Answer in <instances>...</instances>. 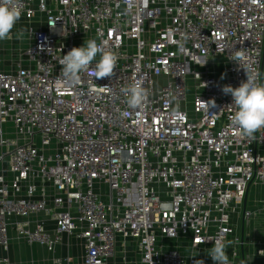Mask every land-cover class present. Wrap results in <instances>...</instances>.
Instances as JSON below:
<instances>
[{
  "label": "built area",
  "instance_id": "built-area-1",
  "mask_svg": "<svg viewBox=\"0 0 264 264\" xmlns=\"http://www.w3.org/2000/svg\"><path fill=\"white\" fill-rule=\"evenodd\" d=\"M19 3L37 29L14 69L0 67V251L14 232L48 252L76 237L81 264H215L212 240L232 241L233 214L250 217L245 197L264 186V129L239 135L221 90L246 80L242 67L264 82V0ZM88 39L117 54L114 74L72 82L60 61ZM137 81L147 96L133 108L123 89Z\"/></svg>",
  "mask_w": 264,
  "mask_h": 264
},
{
  "label": "clouds",
  "instance_id": "clouds-1",
  "mask_svg": "<svg viewBox=\"0 0 264 264\" xmlns=\"http://www.w3.org/2000/svg\"><path fill=\"white\" fill-rule=\"evenodd\" d=\"M23 14L19 0H0V41L12 39L13 29ZM23 31L15 34L16 39H22ZM99 56V60L92 66V62ZM245 52L237 51L231 60L240 67L244 61ZM117 54L106 49V41L99 43L96 39H88L83 46L73 47L60 61L61 72L64 77L72 82L80 80L81 72H89L93 78L101 79L111 77L117 64ZM246 72V80L241 81L238 87L231 85L222 86L225 95H231L235 111L230 116V125L241 136L253 137L256 132L264 129V82L258 80V74H253L251 69L242 67ZM224 78L223 75L221 77ZM127 96V103L133 108L143 105L147 90L142 82L137 81L130 87L123 89ZM202 101V100H201ZM205 105L215 106V101L205 102ZM209 250V256L215 264H229V256L226 251L232 241L225 243L224 239L217 238ZM207 242V241H206ZM195 258L196 256H190ZM193 264H205L202 259H193ZM244 264V262H242Z\"/></svg>",
  "mask_w": 264,
  "mask_h": 264
},
{
  "label": "rangeland",
  "instance_id": "rangeland-1",
  "mask_svg": "<svg viewBox=\"0 0 264 264\" xmlns=\"http://www.w3.org/2000/svg\"><path fill=\"white\" fill-rule=\"evenodd\" d=\"M37 24L27 22L25 20L19 19L15 28L13 29V38L11 41H6L2 43L3 50H5L8 56H5V51L2 50L0 53V62L4 63L6 67L10 63L12 66L16 60V57H21L20 52H23L30 46V42L28 40V32L31 28L36 27ZM23 31L24 36L22 39H16L15 34L17 32ZM3 58L5 59L3 61ZM11 68V67H10ZM194 90V85L188 81L187 83V91L188 98L187 101L191 103L192 101V91ZM6 137L11 139L15 138L16 133L12 126H7L5 128ZM248 206H250L253 214L245 218L243 220V215L238 212L237 214H233V222L236 227V236L233 237L232 241L240 240L242 225L244 224L245 234H244V246H236L233 245L229 249V253L232 255L235 253L236 262L238 264H242V254L245 255L246 264H264V256L258 254L259 250L264 252V186L253 184L249 191L248 196ZM30 251V250H29ZM15 264V263H14Z\"/></svg>",
  "mask_w": 264,
  "mask_h": 264
},
{
  "label": "crops",
  "instance_id": "crops-1",
  "mask_svg": "<svg viewBox=\"0 0 264 264\" xmlns=\"http://www.w3.org/2000/svg\"><path fill=\"white\" fill-rule=\"evenodd\" d=\"M5 56H8L7 52L5 53ZM4 60L5 59L3 58V61ZM4 63L5 62H0L1 69H14L15 63L12 66L8 63L7 65H9V67H6ZM37 218L47 220L49 224L48 227L52 229L53 223L48 220L49 218L47 216L41 215ZM10 237L11 241L8 251H0L2 256L8 258L10 264H56L57 260H65L67 258H71L72 262L70 264L82 263L84 253L83 243L76 237L65 236L61 244H59L53 252H48L46 249L37 245L30 246L26 244L17 239L14 232H10Z\"/></svg>",
  "mask_w": 264,
  "mask_h": 264
},
{
  "label": "water",
  "instance_id": "water-1",
  "mask_svg": "<svg viewBox=\"0 0 264 264\" xmlns=\"http://www.w3.org/2000/svg\"><path fill=\"white\" fill-rule=\"evenodd\" d=\"M248 190H249V187H248ZM247 197H248V195H246L245 200H244V208L246 207V204H247ZM244 233H245V229H244V224H243L242 225V235H244ZM242 259H243V261H245L244 253L242 254Z\"/></svg>",
  "mask_w": 264,
  "mask_h": 264
}]
</instances>
